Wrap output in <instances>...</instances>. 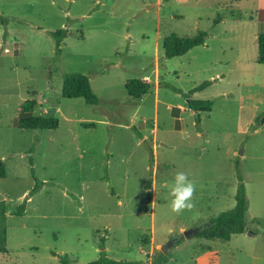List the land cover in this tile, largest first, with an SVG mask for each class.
I'll list each match as a JSON object with an SVG mask.
<instances>
[{"label": "rangeland", "instance_id": "374dc122", "mask_svg": "<svg viewBox=\"0 0 264 264\" xmlns=\"http://www.w3.org/2000/svg\"><path fill=\"white\" fill-rule=\"evenodd\" d=\"M199 30L203 46L165 57L167 35ZM260 33L264 0H0V264H89L102 251L147 264L161 254L163 264H264ZM69 73L88 77L98 105L62 96ZM135 78L152 85L138 100L126 90ZM207 80L193 98L214 103L197 124L184 93ZM28 99L58 129L18 128ZM177 171L196 185L181 213L169 207ZM239 175L247 231L185 238L234 207Z\"/></svg>", "mask_w": 264, "mask_h": 264}, {"label": "trees", "instance_id": "16d2710c", "mask_svg": "<svg viewBox=\"0 0 264 264\" xmlns=\"http://www.w3.org/2000/svg\"><path fill=\"white\" fill-rule=\"evenodd\" d=\"M220 18L217 17L213 20V24H218ZM209 35L208 31L199 30L193 36H179L173 32L167 35L163 40L164 55L166 58H175L187 54L189 51L196 47L203 46L205 44V38ZM56 38V47L59 49L61 41L66 39L68 31L66 29H60L54 32ZM258 43V63L264 65V33H260L257 37ZM161 82L159 83L160 86ZM212 84L211 81H203L196 86L191 92L184 93L188 99V106L194 111L195 120L197 124H200V112H210L213 106V100L194 99L193 94L205 90ZM151 83L145 79L135 78L126 83V90L128 95L134 99H141L150 89ZM61 94L64 98L77 99L82 98L88 105H98L99 98L94 93L89 79L87 76L81 73H69L65 74L62 81ZM36 101L33 99L26 100L21 105L20 117L17 121V127L23 130L26 129H38V130H52L58 129L59 119L54 114L36 115L34 114ZM180 111L179 108H172V115L175 116ZM140 136L142 134L138 133ZM6 175L4 162L0 160V178H4ZM35 184L31 190V195L39 188V181L33 175ZM238 185L235 194V205L233 208L220 212L215 217L211 218L201 232L198 233V238L204 239H220L223 241H229L233 235L242 234L247 231V210L248 200L246 195L245 185L242 182L240 175L238 176ZM23 209V205L20 207ZM102 242V247H103ZM61 261L66 264L67 256H63ZM164 256L161 254L160 258L155 264L165 263ZM89 264H147L142 261H126V260H113L107 257L104 251L101 252L100 257L93 260Z\"/></svg>", "mask_w": 264, "mask_h": 264}, {"label": "clouds", "instance_id": "9594fccd", "mask_svg": "<svg viewBox=\"0 0 264 264\" xmlns=\"http://www.w3.org/2000/svg\"><path fill=\"white\" fill-rule=\"evenodd\" d=\"M195 191L196 185L187 173L183 171L175 172L169 187L170 210L174 213H181L184 210L191 209Z\"/></svg>", "mask_w": 264, "mask_h": 264}, {"label": "water", "instance_id": "95a60500", "mask_svg": "<svg viewBox=\"0 0 264 264\" xmlns=\"http://www.w3.org/2000/svg\"><path fill=\"white\" fill-rule=\"evenodd\" d=\"M203 227H204V224L188 229L187 231L184 232V237L190 238L192 236H197L198 233L202 231ZM161 250L163 253H166L168 251V248L164 246L161 248Z\"/></svg>", "mask_w": 264, "mask_h": 264}, {"label": "crops", "instance_id": "0c3cea01", "mask_svg": "<svg viewBox=\"0 0 264 264\" xmlns=\"http://www.w3.org/2000/svg\"><path fill=\"white\" fill-rule=\"evenodd\" d=\"M214 7L216 8V10L214 11V13H212L213 14V20L216 18V16H218L219 18H220V22L218 23V24H220V23H223L224 21H226L225 20V18H222L221 19V17L219 16L220 14H222V12L221 11H219V8L220 7H218L217 5H214ZM221 9V8H220ZM219 11V12H218ZM218 24H215V25H218ZM262 86H264V84H262ZM173 108H179V109H181L180 107H173ZM183 109V108H182ZM187 110L190 112V110L187 108ZM194 112V111H193ZM172 113V112H171ZM257 116V115H256ZM143 139H144V137H143Z\"/></svg>", "mask_w": 264, "mask_h": 264}]
</instances>
